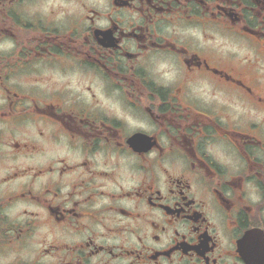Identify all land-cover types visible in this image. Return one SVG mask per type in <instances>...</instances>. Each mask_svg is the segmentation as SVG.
<instances>
[{
    "label": "flooded vegetation",
    "instance_id": "obj_1",
    "mask_svg": "<svg viewBox=\"0 0 264 264\" xmlns=\"http://www.w3.org/2000/svg\"><path fill=\"white\" fill-rule=\"evenodd\" d=\"M0 264H264V0H0Z\"/></svg>",
    "mask_w": 264,
    "mask_h": 264
}]
</instances>
